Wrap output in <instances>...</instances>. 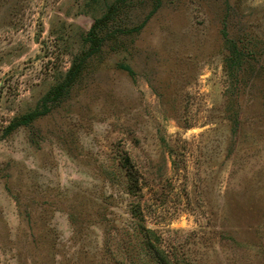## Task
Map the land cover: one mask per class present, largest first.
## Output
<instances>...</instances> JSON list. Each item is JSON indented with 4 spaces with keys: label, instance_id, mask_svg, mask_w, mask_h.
Segmentation results:
<instances>
[{
    "label": "rangeland",
    "instance_id": "374dc122",
    "mask_svg": "<svg viewBox=\"0 0 264 264\" xmlns=\"http://www.w3.org/2000/svg\"><path fill=\"white\" fill-rule=\"evenodd\" d=\"M0 264H264V0H0Z\"/></svg>",
    "mask_w": 264,
    "mask_h": 264
},
{
    "label": "trees",
    "instance_id": "16d2710c",
    "mask_svg": "<svg viewBox=\"0 0 264 264\" xmlns=\"http://www.w3.org/2000/svg\"><path fill=\"white\" fill-rule=\"evenodd\" d=\"M125 69H126L127 71H130V70H129L128 68H126V67H125Z\"/></svg>",
    "mask_w": 264,
    "mask_h": 264
}]
</instances>
